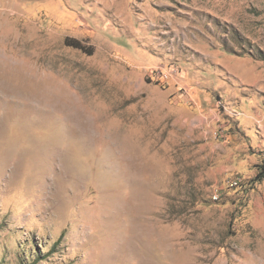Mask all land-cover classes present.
I'll use <instances>...</instances> for the list:
<instances>
[{"label": "rangeland", "instance_id": "1", "mask_svg": "<svg viewBox=\"0 0 264 264\" xmlns=\"http://www.w3.org/2000/svg\"><path fill=\"white\" fill-rule=\"evenodd\" d=\"M258 165L264 0H0V264H264Z\"/></svg>", "mask_w": 264, "mask_h": 264}, {"label": "trees", "instance_id": "2", "mask_svg": "<svg viewBox=\"0 0 264 264\" xmlns=\"http://www.w3.org/2000/svg\"><path fill=\"white\" fill-rule=\"evenodd\" d=\"M72 44H70L71 46L77 48V49H80L82 50L83 52H86L88 54H91V52H89L88 49L84 48L80 42L78 41H75V40H71ZM88 50V51H86ZM264 179V165H258L257 166V175L255 177V180L256 181H260V180H263Z\"/></svg>", "mask_w": 264, "mask_h": 264}, {"label": "bare ground", "instance_id": "3", "mask_svg": "<svg viewBox=\"0 0 264 264\" xmlns=\"http://www.w3.org/2000/svg\"><path fill=\"white\" fill-rule=\"evenodd\" d=\"M213 198L216 199V196H214Z\"/></svg>", "mask_w": 264, "mask_h": 264}]
</instances>
